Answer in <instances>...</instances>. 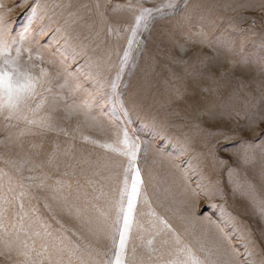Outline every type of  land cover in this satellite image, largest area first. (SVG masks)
Returning a JSON list of instances; mask_svg holds the SVG:
<instances>
[{"label": "rangeland", "instance_id": "1", "mask_svg": "<svg viewBox=\"0 0 264 264\" xmlns=\"http://www.w3.org/2000/svg\"><path fill=\"white\" fill-rule=\"evenodd\" d=\"M16 4L0 0L9 34L39 52L51 83L24 113L34 123L0 115V264H69V250L71 264H103L127 158L91 140L124 130L140 144L152 210L171 226L138 204V264L175 259L173 232L205 264H264V0ZM141 7L153 12L129 49ZM17 234L35 242L28 258Z\"/></svg>", "mask_w": 264, "mask_h": 264}, {"label": "snow or ice", "instance_id": "2", "mask_svg": "<svg viewBox=\"0 0 264 264\" xmlns=\"http://www.w3.org/2000/svg\"><path fill=\"white\" fill-rule=\"evenodd\" d=\"M26 0H19V4L13 7H19L24 4ZM172 7L173 4L170 2L166 5ZM3 5H0V115H5L6 119L13 117L23 118L28 123H34L35 121L29 120L25 111L35 112L39 109L45 100L44 92L48 91V85L51 83L50 74L48 70L41 67L39 64L34 63L35 60H40L43 63V57L37 52L33 55L32 49L24 48L23 35L20 36L19 41L13 38L9 34L8 25L4 21L5 13L2 11ZM8 12L12 11V8L7 9ZM30 11L34 14L37 11V7L33 6ZM155 11H160L156 9ZM153 9L141 7L139 15L135 18V26L130 29L131 38L128 40L129 49L137 35V29L143 23L147 27V21L150 18ZM26 31V30H25ZM27 53L25 59L24 54ZM130 56V51L124 52V59L121 64L120 70L117 72L116 80L112 82L111 88L113 94L116 95V88L118 84L116 81L120 79V75L123 71V65L127 62ZM51 63V61H49ZM39 97V102L35 104V108L30 107L32 102ZM88 105L86 104L85 107ZM115 139L111 142L101 143L97 140H91V143L98 144L101 148L110 151L111 153L127 158V165L123 168L122 179L119 182L118 187V199L111 201V206L115 209V219L111 222V235L109 239L111 241V247L109 249L110 255L103 261V264H138L136 257V246L133 245L131 248V255H129V242L133 239L134 229L139 233L140 231H146L143 224L137 218V207L138 204H143L148 208V212H140V215H148L156 217L161 223L165 225L171 231V226L165 221L161 220L156 216L154 210H152L151 204L148 199L147 192L143 189V180L139 167H137L136 161L140 151V144L132 140L126 130L123 131L122 136L114 133ZM88 140V137H84ZM246 159V157H245ZM103 194V193H101ZM264 212V207L261 208ZM102 215L107 216L106 213ZM3 212L0 211V229L3 225ZM149 223H152L149 221ZM155 228V224H152ZM159 234V233H157ZM35 236L39 237L40 233H34ZM46 235L50 236L51 233ZM174 242L176 247L177 256L175 259L169 261V264H205L203 260L197 257L192 249L188 245L180 247L182 241L175 232H173ZM142 239V237H140ZM227 239V237H225ZM243 238V236L241 237ZM17 251L20 255L29 257V252L34 250L33 241L32 245H29L27 240L21 241L19 234H17ZM167 243V241H165ZM254 243L249 240L244 243L242 247L245 248V256L253 257V251L249 249V244ZM153 239L147 241V246L151 248ZM8 248L11 250L12 244L8 243ZM45 251L47 250L46 245L41 246ZM232 252L238 257L240 253L236 248H232ZM72 251L69 250V264H71ZM37 255H41L37 252ZM183 256V259H181ZM142 264V261L139 262ZM247 264H255L254 259L248 260Z\"/></svg>", "mask_w": 264, "mask_h": 264}]
</instances>
